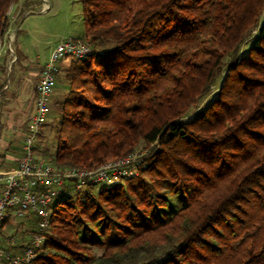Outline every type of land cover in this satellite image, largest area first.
Segmentation results:
<instances>
[{
    "label": "trees",
    "instance_id": "obj_1",
    "mask_svg": "<svg viewBox=\"0 0 264 264\" xmlns=\"http://www.w3.org/2000/svg\"><path fill=\"white\" fill-rule=\"evenodd\" d=\"M14 1L0 0V44ZM83 10L78 37L92 52L64 72L51 160L95 169L148 150L136 175L69 183L26 264H264V0H83Z\"/></svg>",
    "mask_w": 264,
    "mask_h": 264
},
{
    "label": "built area",
    "instance_id": "obj_2",
    "mask_svg": "<svg viewBox=\"0 0 264 264\" xmlns=\"http://www.w3.org/2000/svg\"><path fill=\"white\" fill-rule=\"evenodd\" d=\"M47 7L48 3L44 1L41 11H46ZM20 17V14H9L14 22H18ZM16 30L10 22L0 44V55L5 49L10 57L8 70L16 58L12 47ZM91 52L92 47L85 39L68 37L51 50L48 60L42 66L36 88L35 109L28 122L18 162L13 167L0 169V223L7 213L19 218L35 214L39 219V227L45 229L50 223V205L69 183L76 188L88 183H110L119 174L137 170L133 163L134 155L107 162L95 169L58 167L51 159L35 155L34 145L51 111L50 95L63 61L78 60ZM43 241L44 235L36 234L32 242L20 251L0 248V255L7 264H26L35 257Z\"/></svg>",
    "mask_w": 264,
    "mask_h": 264
},
{
    "label": "rangeland",
    "instance_id": "obj_3",
    "mask_svg": "<svg viewBox=\"0 0 264 264\" xmlns=\"http://www.w3.org/2000/svg\"><path fill=\"white\" fill-rule=\"evenodd\" d=\"M44 1L48 3V7L46 11H41ZM19 3V0L14 1L9 14H20L25 19L21 23L24 31L19 34L17 43L20 45V53L23 54L22 59L25 57L27 64L31 67L36 68L38 65H44L52 48L62 40L68 37L84 36L86 33L83 0H31L30 2L25 1L22 7ZM260 21H264V10ZM249 45L250 42L244 43L241 52L247 51ZM72 61H70V64ZM70 64L67 66L69 67ZM67 69L60 68L56 86L50 95L51 111L47 115L45 124L40 129L34 145L35 155L38 158L51 159L56 151L57 128L62 114L58 102L64 98L69 90L68 81L64 77V72ZM222 79L223 75H220L213 84L211 91L192 110V113L199 108H203L217 95ZM147 150L144 148V143L141 142L133 154L135 156L133 163L139 164L141 157L147 153ZM140 151L142 152L138 153ZM136 174H138V170H129L124 175L132 176ZM118 176L110 183L115 182ZM38 223L39 219L33 214L22 218L10 215L6 223V229L0 232V246L2 249L13 250L14 247L30 244L34 239V235L42 234L49 226L41 229ZM92 249L99 255L104 252V249L98 246H92Z\"/></svg>",
    "mask_w": 264,
    "mask_h": 264
},
{
    "label": "crops",
    "instance_id": "obj_4",
    "mask_svg": "<svg viewBox=\"0 0 264 264\" xmlns=\"http://www.w3.org/2000/svg\"><path fill=\"white\" fill-rule=\"evenodd\" d=\"M25 1L31 0H19L21 7ZM9 20L17 28L12 44L16 58L8 70V52L4 49L0 55V169L13 167L18 162L28 122L35 109L36 88L43 66L38 65L36 69L27 64L25 57L22 59L23 54L19 51L17 40L24 31L21 23L25 19L21 17L18 22L12 21V18ZM69 64L70 60L66 59L61 68H68ZM0 264H7L1 255Z\"/></svg>",
    "mask_w": 264,
    "mask_h": 264
}]
</instances>
